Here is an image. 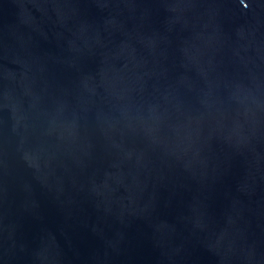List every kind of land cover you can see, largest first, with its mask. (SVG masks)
I'll use <instances>...</instances> for the list:
<instances>
[{
    "label": "water",
    "instance_id": "obj_1",
    "mask_svg": "<svg viewBox=\"0 0 264 264\" xmlns=\"http://www.w3.org/2000/svg\"><path fill=\"white\" fill-rule=\"evenodd\" d=\"M0 264H264V0H0Z\"/></svg>",
    "mask_w": 264,
    "mask_h": 264
}]
</instances>
